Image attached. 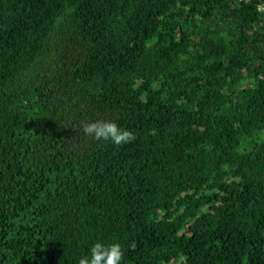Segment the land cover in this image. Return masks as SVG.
I'll return each instance as SVG.
<instances>
[{"label":"trees","instance_id":"16d2710c","mask_svg":"<svg viewBox=\"0 0 264 264\" xmlns=\"http://www.w3.org/2000/svg\"><path fill=\"white\" fill-rule=\"evenodd\" d=\"M260 4L0 0V264H264Z\"/></svg>","mask_w":264,"mask_h":264},{"label":"clouds","instance_id":"9594fccd","mask_svg":"<svg viewBox=\"0 0 264 264\" xmlns=\"http://www.w3.org/2000/svg\"><path fill=\"white\" fill-rule=\"evenodd\" d=\"M257 12L264 13V4L257 5ZM83 132L93 140L112 142L116 146L135 141L136 136L132 131L121 128L115 121L97 120L83 122ZM90 256H83L78 264H122L124 250L118 242L104 244L97 241L90 248Z\"/></svg>","mask_w":264,"mask_h":264}]
</instances>
